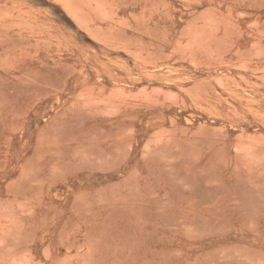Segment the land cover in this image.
I'll use <instances>...</instances> for the list:
<instances>
[{"label":"rangeland","instance_id":"obj_1","mask_svg":"<svg viewBox=\"0 0 264 264\" xmlns=\"http://www.w3.org/2000/svg\"><path fill=\"white\" fill-rule=\"evenodd\" d=\"M0 264H264V0H0Z\"/></svg>","mask_w":264,"mask_h":264}]
</instances>
